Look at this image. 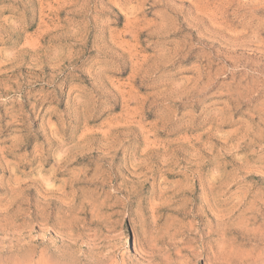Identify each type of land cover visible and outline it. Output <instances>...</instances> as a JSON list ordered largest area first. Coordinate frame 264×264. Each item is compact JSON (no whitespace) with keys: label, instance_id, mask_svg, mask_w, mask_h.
I'll return each mask as SVG.
<instances>
[{"label":"rangeland","instance_id":"rangeland-1","mask_svg":"<svg viewBox=\"0 0 264 264\" xmlns=\"http://www.w3.org/2000/svg\"><path fill=\"white\" fill-rule=\"evenodd\" d=\"M0 264H264V0H0Z\"/></svg>","mask_w":264,"mask_h":264}]
</instances>
